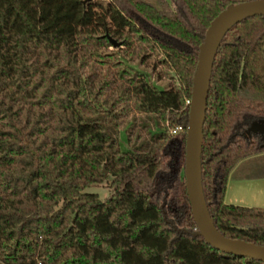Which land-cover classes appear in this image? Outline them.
I'll return each instance as SVG.
<instances>
[{"label": "trees", "instance_id": "obj_1", "mask_svg": "<svg viewBox=\"0 0 264 264\" xmlns=\"http://www.w3.org/2000/svg\"><path fill=\"white\" fill-rule=\"evenodd\" d=\"M158 1L161 9L143 0H0V264H264L205 242L183 177L199 47L212 20L241 2ZM122 60L153 72L163 65L173 77L160 90ZM259 120L264 16L220 42L201 149L215 228L264 247V209L224 200L236 165L264 153L260 137L245 134ZM102 183L105 199L86 192Z\"/></svg>", "mask_w": 264, "mask_h": 264}, {"label": "water", "instance_id": "obj_2", "mask_svg": "<svg viewBox=\"0 0 264 264\" xmlns=\"http://www.w3.org/2000/svg\"><path fill=\"white\" fill-rule=\"evenodd\" d=\"M256 16H264V0H251L229 6L212 20L199 47L193 78L185 141L183 177L191 214L199 235L215 250L228 255L254 259L264 263V247L223 237L215 228L205 202L201 180L203 125L211 72L216 51L225 34L236 24ZM110 42L113 48L120 45ZM246 136L258 135L264 147V120L253 122Z\"/></svg>", "mask_w": 264, "mask_h": 264}, {"label": "crops", "instance_id": "obj_3", "mask_svg": "<svg viewBox=\"0 0 264 264\" xmlns=\"http://www.w3.org/2000/svg\"><path fill=\"white\" fill-rule=\"evenodd\" d=\"M262 157L264 153L245 159L232 170L226 186V204L264 209V166L251 163Z\"/></svg>", "mask_w": 264, "mask_h": 264}, {"label": "rangeland", "instance_id": "obj_4", "mask_svg": "<svg viewBox=\"0 0 264 264\" xmlns=\"http://www.w3.org/2000/svg\"><path fill=\"white\" fill-rule=\"evenodd\" d=\"M92 2H102L107 3L108 0H91ZM144 2L156 7L157 9H161L159 1L158 0H143ZM240 2H245L248 0H237ZM163 60V57L159 56L155 62H161ZM125 62L128 70L130 72H138L141 74L148 82H150L153 86L157 87L160 90L166 89L170 84V78L173 77L172 73L168 72V75L164 76L163 72H165V68L163 65H158L156 72H153L151 70V67H142L138 65L137 63H127L125 60H122ZM152 64V63H151ZM158 73H160L162 76L158 78ZM120 147L121 150L124 152L129 151V147L126 142V136L124 132L120 133ZM254 165H261L264 166V157L262 158H256L251 161ZM258 173V172H256ZM87 193L97 194L102 200L105 199L109 195V189L107 183H102L96 186H93L86 190Z\"/></svg>", "mask_w": 264, "mask_h": 264}, {"label": "built area", "instance_id": "obj_5", "mask_svg": "<svg viewBox=\"0 0 264 264\" xmlns=\"http://www.w3.org/2000/svg\"><path fill=\"white\" fill-rule=\"evenodd\" d=\"M185 104H186L187 106H190V99H189V100H186V101H185ZM182 131H183V128H182L181 126H178V127H175V128H173V129H171L170 132H169V134H170V135H176V134L181 133Z\"/></svg>", "mask_w": 264, "mask_h": 264}]
</instances>
